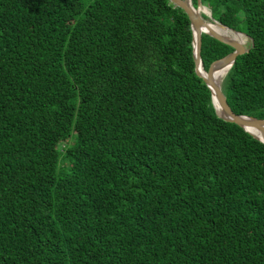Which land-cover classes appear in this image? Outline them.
Returning <instances> with one entry per match:
<instances>
[{
  "label": "trees",
  "instance_id": "1",
  "mask_svg": "<svg viewBox=\"0 0 264 264\" xmlns=\"http://www.w3.org/2000/svg\"><path fill=\"white\" fill-rule=\"evenodd\" d=\"M199 1L249 38L221 87L264 119V0ZM192 51L168 0H0V264H264V144ZM232 51L202 34L205 71Z\"/></svg>",
  "mask_w": 264,
  "mask_h": 264
},
{
  "label": "water",
  "instance_id": "2",
  "mask_svg": "<svg viewBox=\"0 0 264 264\" xmlns=\"http://www.w3.org/2000/svg\"><path fill=\"white\" fill-rule=\"evenodd\" d=\"M168 1L173 6L181 9L186 14L189 20L192 32V57L194 61V72L196 76L200 78L209 89L211 93L212 104L218 118H220L224 122L231 123L240 127L251 137L264 144V119L235 114L229 107L227 100L222 92L221 82L217 83L215 81L216 74L224 70L228 71L235 62L236 58L247 52V48L241 42L233 40L231 38H227L219 32L215 31L211 27V24L202 17V14L199 10L200 7H204L200 4L199 0H197L196 8L193 7L191 0ZM214 23L220 25L217 22ZM220 26L223 27L222 25ZM230 31L236 34H240L231 29ZM202 34H206L212 39L233 49L230 54L213 61L206 71L203 68L200 56ZM202 73H204V75Z\"/></svg>",
  "mask_w": 264,
  "mask_h": 264
},
{
  "label": "bare ground",
  "instance_id": "3",
  "mask_svg": "<svg viewBox=\"0 0 264 264\" xmlns=\"http://www.w3.org/2000/svg\"><path fill=\"white\" fill-rule=\"evenodd\" d=\"M200 13H202V12H206L207 11V13L209 14V11L206 9L205 10V8L203 9V8H200ZM210 23V22H209ZM211 24V27L215 30V31H217V32H219L220 34H222V35H224L225 37H227V38H231V39H233V40H236V41H239V42H241V43H243L242 41H241V39H243V37H242V35H240V34H236V33H233V32H231L230 30H228V29H226V28H223V27H221L220 25H218V24H216V23H214V24H212V23H210ZM226 71L227 70H224V71H221V72H219V73H217L216 74V78H215V81L217 82V83H220L221 82V80L224 78V76H225V74H226ZM203 75H204V73H202Z\"/></svg>",
  "mask_w": 264,
  "mask_h": 264
},
{
  "label": "rangeland",
  "instance_id": "4",
  "mask_svg": "<svg viewBox=\"0 0 264 264\" xmlns=\"http://www.w3.org/2000/svg\"><path fill=\"white\" fill-rule=\"evenodd\" d=\"M201 8V7H200ZM204 9V8H203ZM206 10V9H205ZM202 15H204V16H206L207 18H208V22H210V23H212V24H214V22H213V20H211L210 19V14H208L207 13V11L205 12H202L201 13ZM242 37H243V39H241V41L243 42L242 44L246 47V48H248L249 46H250V40H249V38H247L246 36H244V35H242Z\"/></svg>",
  "mask_w": 264,
  "mask_h": 264
}]
</instances>
